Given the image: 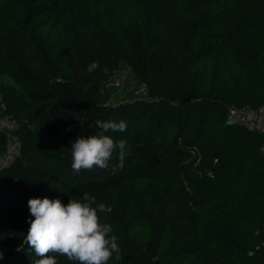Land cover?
I'll use <instances>...</instances> for the list:
<instances>
[{
  "label": "trees",
  "instance_id": "obj_1",
  "mask_svg": "<svg viewBox=\"0 0 264 264\" xmlns=\"http://www.w3.org/2000/svg\"><path fill=\"white\" fill-rule=\"evenodd\" d=\"M48 19L59 27L48 43L12 50L0 35V116L18 142L0 169V264L39 259L29 199L84 193L112 209L99 215L122 259L108 264H264V136L226 115L264 103V1L0 0L11 37ZM119 63L146 98L105 102ZM97 120L127 122L106 134L129 154L115 171L116 153L107 170L75 173L71 143Z\"/></svg>",
  "mask_w": 264,
  "mask_h": 264
},
{
  "label": "clouds",
  "instance_id": "obj_2",
  "mask_svg": "<svg viewBox=\"0 0 264 264\" xmlns=\"http://www.w3.org/2000/svg\"><path fill=\"white\" fill-rule=\"evenodd\" d=\"M98 67L94 61L86 71L91 73ZM95 126L100 130L97 134L78 136L71 143V168L75 173L93 168L107 170L116 153L117 163L112 166L115 171L123 167L129 154L127 140L117 141L106 134L125 132L126 121L97 120ZM27 204L33 219L29 221L26 244L39 257L35 264H58L57 256L65 257L72 264H108L113 256L116 260L122 259L113 228L101 223L99 215L112 209L103 203L97 204L88 193L82 199H68L66 205L58 198H33Z\"/></svg>",
  "mask_w": 264,
  "mask_h": 264
},
{
  "label": "rangeland",
  "instance_id": "obj_3",
  "mask_svg": "<svg viewBox=\"0 0 264 264\" xmlns=\"http://www.w3.org/2000/svg\"><path fill=\"white\" fill-rule=\"evenodd\" d=\"M58 28L56 22L48 19L47 24L42 29L33 31L31 34L11 37L5 29L0 28V35L4 46L15 50L19 47L30 48L34 41L44 40L46 43L52 41L54 39L52 36L58 32ZM136 83L137 81L129 73V70L122 63H119L102 91L105 95V102L121 103L129 101L131 98H144L145 96L131 94V88Z\"/></svg>",
  "mask_w": 264,
  "mask_h": 264
},
{
  "label": "built area",
  "instance_id": "obj_4",
  "mask_svg": "<svg viewBox=\"0 0 264 264\" xmlns=\"http://www.w3.org/2000/svg\"><path fill=\"white\" fill-rule=\"evenodd\" d=\"M108 82L109 81L106 83ZM131 89L133 94L141 96H145L146 94L142 84L136 89L132 86ZM226 115L230 121L244 126L247 130L257 131L264 136V103L258 105L256 108L230 106L227 108ZM14 127L15 123L13 120L4 115L0 116V129L6 133V149L5 152L0 155V169L9 164L17 154L18 142L11 134ZM261 151L264 154V142L261 145Z\"/></svg>",
  "mask_w": 264,
  "mask_h": 264
},
{
  "label": "crops",
  "instance_id": "obj_5",
  "mask_svg": "<svg viewBox=\"0 0 264 264\" xmlns=\"http://www.w3.org/2000/svg\"><path fill=\"white\" fill-rule=\"evenodd\" d=\"M263 93H264V92H263ZM263 93H261V94H259V95L262 97V94H263Z\"/></svg>",
  "mask_w": 264,
  "mask_h": 264
}]
</instances>
